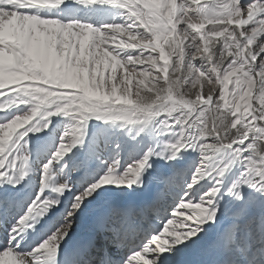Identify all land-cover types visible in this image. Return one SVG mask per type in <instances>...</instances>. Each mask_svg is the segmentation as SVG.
Segmentation results:
<instances>
[{"label": "snow or ice", "instance_id": "snow-or-ice-1", "mask_svg": "<svg viewBox=\"0 0 264 264\" xmlns=\"http://www.w3.org/2000/svg\"><path fill=\"white\" fill-rule=\"evenodd\" d=\"M90 120L162 150L125 167ZM0 231V264H264V0H0Z\"/></svg>", "mask_w": 264, "mask_h": 264}, {"label": "rangeland", "instance_id": "rangeland-1", "mask_svg": "<svg viewBox=\"0 0 264 264\" xmlns=\"http://www.w3.org/2000/svg\"><path fill=\"white\" fill-rule=\"evenodd\" d=\"M111 40L113 39L109 38L107 42L111 43L110 42ZM113 41L115 42V44L117 43V39ZM110 48L112 47L110 46ZM232 87H233V82L230 81L228 89H226L225 92L226 99L229 101L232 100V95H231ZM207 90H208V86L205 85L204 91L207 92ZM75 103L78 104L79 101H75ZM241 104H243V102H241ZM21 108H23V106H21ZM12 111H15V109H12ZM51 120L52 123L49 125V128L46 130V134H41V133L37 134V136H39L40 139L35 141V146L33 148V153H32L33 169L36 168L35 161L43 158L46 154H48L51 150L55 148L59 135H61L67 129V126L72 123L69 119L63 116L52 117ZM138 133H139V126L137 125L121 126L120 122L105 124L101 121L90 120L88 122V127H87V138L99 137L112 144L120 145V162L125 167L127 166L128 163H131L135 159H137L138 155L143 150H145L149 145H156L155 147L156 151L162 150V146L159 145L156 140H153L152 138L149 137L147 129L143 133H139V134ZM47 143L49 144L47 146V149H45ZM51 144L52 146L50 147ZM185 155L189 163L192 164L196 163V157H197L196 153L193 152L190 155L186 153ZM160 163H163V161H160ZM155 166L156 165L154 164V167ZM112 195L114 198L116 197V194H112ZM188 211L199 212V209L193 208ZM0 239H3L2 235Z\"/></svg>", "mask_w": 264, "mask_h": 264}, {"label": "bare ground", "instance_id": "bare-ground-1", "mask_svg": "<svg viewBox=\"0 0 264 264\" xmlns=\"http://www.w3.org/2000/svg\"><path fill=\"white\" fill-rule=\"evenodd\" d=\"M53 11H55V10H53ZM80 15L84 20L90 21L94 24L109 22L113 19V17H116L117 21L120 20V17L117 15V10H115V9L109 10V11H104V12H97V11H91L90 10V11H86L84 13H81ZM121 38H122L121 35L117 34L116 38H115V39H117L116 44L113 40H111L110 41L111 43L106 42V44L103 45V47L110 48V46H111L112 48H114L119 43ZM123 39L127 40L128 37L126 35H124ZM117 71L121 72L122 70L117 69ZM50 141H52V140H50ZM48 144L49 143H47L45 149H47ZM51 146H52V144L50 145V147ZM1 235L3 236L2 231H0V237H1ZM42 235H43V229H41V231H38L35 228H31V230H29V228H26L25 233H24V239L21 241V244L25 248V250H30L32 247H35L36 243L39 242ZM79 235H80V233L78 232L77 236H79Z\"/></svg>", "mask_w": 264, "mask_h": 264}]
</instances>
